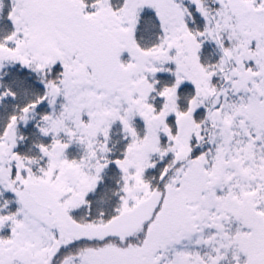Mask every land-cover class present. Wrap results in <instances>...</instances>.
<instances>
[{"label":"snow or ice","instance_id":"6c2138e0","mask_svg":"<svg viewBox=\"0 0 264 264\" xmlns=\"http://www.w3.org/2000/svg\"><path fill=\"white\" fill-rule=\"evenodd\" d=\"M0 264H264V0H0Z\"/></svg>","mask_w":264,"mask_h":264}]
</instances>
